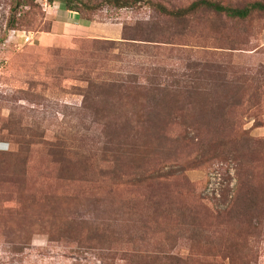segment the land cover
<instances>
[{
  "label": "rangeland",
  "instance_id": "obj_1",
  "mask_svg": "<svg viewBox=\"0 0 264 264\" xmlns=\"http://www.w3.org/2000/svg\"><path fill=\"white\" fill-rule=\"evenodd\" d=\"M112 1L0 0V264H264V13Z\"/></svg>",
  "mask_w": 264,
  "mask_h": 264
},
{
  "label": "trees",
  "instance_id": "obj_2",
  "mask_svg": "<svg viewBox=\"0 0 264 264\" xmlns=\"http://www.w3.org/2000/svg\"><path fill=\"white\" fill-rule=\"evenodd\" d=\"M48 1H64L65 8L69 12H74L78 14L75 7L73 6L74 0H48ZM130 0H114L110 4L118 8H124L131 5ZM155 9L160 13V15L165 16L169 19L176 21H184L188 15H194L196 13H210L214 16L224 15L229 19L245 21L252 14L260 12L264 13V2L253 1L242 7H233L226 4H222L215 0H195L191 2L188 6L178 9H167L164 5L160 3H153ZM85 19V18H83ZM86 20V19H85ZM88 20V19H87ZM137 40L135 37H128L124 32L123 41ZM142 41H151L149 39H138ZM110 151L118 152V147H112ZM133 153H141L140 151H131ZM119 158V157H118ZM115 158V160H118Z\"/></svg>",
  "mask_w": 264,
  "mask_h": 264
},
{
  "label": "crops",
  "instance_id": "obj_3",
  "mask_svg": "<svg viewBox=\"0 0 264 264\" xmlns=\"http://www.w3.org/2000/svg\"><path fill=\"white\" fill-rule=\"evenodd\" d=\"M54 24L55 25L54 27H52V29L56 32L54 39L55 43H68L72 40L73 37L85 35L93 28V23L88 22V20H85L79 16L77 17L76 13L69 11L61 21H55ZM46 38L47 37L43 38L45 42H47Z\"/></svg>",
  "mask_w": 264,
  "mask_h": 264
}]
</instances>
